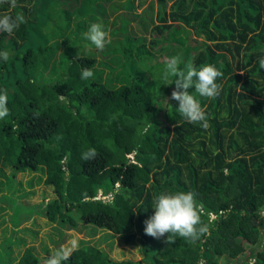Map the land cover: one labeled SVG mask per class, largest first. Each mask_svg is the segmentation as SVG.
<instances>
[{"label": "trees", "instance_id": "trees-1", "mask_svg": "<svg viewBox=\"0 0 264 264\" xmlns=\"http://www.w3.org/2000/svg\"><path fill=\"white\" fill-rule=\"evenodd\" d=\"M100 1L0 4V14L24 20L14 34L0 32V52L10 54L0 60V92L7 93L10 109L0 120V192L16 196L12 211L13 205L31 207L10 214L0 264H42L48 255L29 239L47 238L54 252L60 248L59 234L37 236L19 227L33 213L61 234L79 225L106 230L97 243L80 240V252L67 264H226L222 257L229 261L246 250L241 264H264V69L258 63L264 0H156L138 13L142 0ZM92 23H101L111 39L103 51L84 38ZM167 44L174 45L169 58L182 55L181 68L212 64L223 73L219 97H198L206 129L184 120L176 101L165 100L175 85H160L166 59L153 58ZM82 68L94 77L82 80ZM162 109L165 123L157 127ZM90 148L97 155L85 161ZM36 187L39 201L26 200ZM187 191L202 204L204 234L175 242L146 235L154 199ZM7 207L0 205V212ZM114 235L124 245L139 241L142 257H111L99 243L112 248Z\"/></svg>", "mask_w": 264, "mask_h": 264}, {"label": "clouds", "instance_id": "clouds-1", "mask_svg": "<svg viewBox=\"0 0 264 264\" xmlns=\"http://www.w3.org/2000/svg\"><path fill=\"white\" fill-rule=\"evenodd\" d=\"M9 3L16 6V0H0V4ZM24 20L20 16L0 14V32L8 35L14 34ZM97 50L103 51L111 43L108 32L101 23H92L83 34ZM9 52H0V60L7 61ZM181 60L173 56L167 58L161 74L160 85H175L170 98L178 103L175 111L188 123L208 128L209 122L205 107L201 105L198 97L215 99L219 97L222 85L218 79L223 76L222 71L212 64H205L197 68L193 63H185L180 67ZM259 67L264 69V57L259 60ZM94 73L90 68H82L81 79L90 80ZM194 90V91H193ZM159 92V89H158ZM161 95V93L159 92ZM168 103V102H167ZM10 115L8 95L0 92V120ZM95 149H88L82 154V159L89 161L95 159ZM131 157V155H128ZM154 213L144 221V233L154 239L166 237V241L175 242L176 237L185 240H195L206 231L201 216L202 204L196 199L193 191L177 192L175 194H160L153 202ZM80 248V241L73 238L53 254L46 256L42 264H67L73 252Z\"/></svg>", "mask_w": 264, "mask_h": 264}, {"label": "rangeland", "instance_id": "rangeland-1", "mask_svg": "<svg viewBox=\"0 0 264 264\" xmlns=\"http://www.w3.org/2000/svg\"><path fill=\"white\" fill-rule=\"evenodd\" d=\"M86 2V0H84ZM140 0H135V3H138ZM150 1H155L156 0H142L143 4L139 7L137 6L135 11L138 13L140 12L142 9H150ZM170 2H168L169 4ZM100 5H104V3L102 2V0L100 1ZM106 5V4H105ZM137 5V4H136ZM153 11L154 10V5H153ZM119 12H115L114 14H111L109 17V21L110 24H108V28L110 29L111 24L114 21L115 15H117ZM153 16H154V12H153ZM116 19V18H115ZM132 27L133 29L137 32V34H141V31L139 30L138 25L135 22H132ZM147 38H149V35H146ZM87 40V39H86ZM88 41V40H87ZM89 42V41H88ZM89 46V45H88ZM174 45L171 44H167L166 46L163 45L162 47V51H165L164 53H160V52H156L155 51V57L153 59H156L157 61H161L164 59L169 58L167 55L170 53V48L173 47ZM91 48V47H89ZM91 55V54H90ZM220 55V53H218V56ZM180 58V60H182V55L180 54L178 56ZM214 59V58H213ZM216 59L218 60L219 57H216ZM166 61V60H164ZM169 103V102H168ZM164 109H162V111H160L159 113H157V116L155 118V125L158 127L159 125L165 123V116H164ZM28 173V172H27ZM20 175H23L24 173H19ZM13 179L15 180V177H13ZM26 179V178H25ZM37 192L35 193V195H33V197L31 198H26V200L30 201V202H37L40 199L39 193L40 188L36 187ZM50 190V189H49ZM4 194V195H3ZM9 197H7V193L0 192V205H7V209L3 210L2 212H0V220L1 217L4 216V221L0 222V243H1V235H2V230H4L3 228H6V232L10 233V229L12 227L13 222L11 223L10 221V214L12 213L13 216H19L20 214H25L27 213L29 210H31L30 206H17V205H13L11 206V208L13 209V211L11 209H9V205H11L12 203H14V201H16V196L14 194H8ZM5 200V201H4ZM14 207V208H13ZM19 214V215H17ZM19 221V218L15 219V222ZM35 222V224H33ZM19 227H29L34 229L35 231H37V236H39L42 233H45L47 231L52 232L53 237L56 239L57 236H61L63 238V242L59 245L60 247L66 245L68 243L69 240L76 238L79 241L80 240H84L85 242H88L89 244H93V243H97V239L100 235H106L107 232H105L106 230H101V228L99 227H93L92 225H88V226H83V225H79V227L75 230L72 229H62V234L58 231H56L54 229L55 224L54 223H49L46 221L45 217H43L42 215L38 214V213H33L31 217H29V219L27 221H24L22 223H20ZM95 228V233L93 235L90 234L91 229L89 228ZM94 231V230H93ZM59 234V235H58ZM113 246L112 248L109 249V246L106 242H101L99 243L100 246L110 254L111 257L115 258V259H121V258H131V259H139L141 258V252H140V242L139 241H135L134 243H130L127 245H124L123 243H121L118 239V237L116 235H114L113 237ZM46 243L49 250L48 252L44 253V251L42 250L43 244L42 243ZM109 242V241H108ZM245 243V242H244ZM28 245H32L35 246V249H37L39 252H41V254H45V255H51L54 253V248L56 247V245H54L53 243H51L50 240H48L47 238H37L35 241L32 240H28ZM250 246L246 245V248L248 249ZM81 248V246H80ZM22 250V248H21ZM57 250V248H56ZM80 250V249H79ZM80 252V251H78ZM248 252L249 250H246L243 254L239 255L238 257H236L235 259L229 260L227 261L225 259V257L221 258L222 262H225L226 264H241L242 260L244 258H246L248 256ZM19 254V250L18 247L16 245H13V250L11 252V262L15 263L17 261V257Z\"/></svg>", "mask_w": 264, "mask_h": 264}]
</instances>
